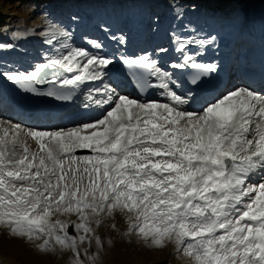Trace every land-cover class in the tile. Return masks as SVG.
<instances>
[{"label": "snow or ice", "instance_id": "1", "mask_svg": "<svg viewBox=\"0 0 264 264\" xmlns=\"http://www.w3.org/2000/svg\"><path fill=\"white\" fill-rule=\"evenodd\" d=\"M55 34L71 37L64 29ZM213 40L177 38V51ZM64 47H69L66 42ZM190 59L184 56L185 61ZM123 62L130 66L141 92L152 88L150 77H156V87L167 90L170 102H140L105 85L106 98L94 102L113 106L102 119L83 129L26 132L39 142V152H31L18 139L20 125L4 127L0 226L12 235L42 240L41 250L55 244L75 248L76 239L64 231L63 221L52 219L54 212L77 214L81 223L75 227L89 233L92 217L119 210L129 213L130 231L150 241L148 246L163 247L165 241H173L177 253L193 264H264V96L239 87L198 112L187 111L180 106L189 103L190 95L182 97L170 89L175 81L155 60L144 55ZM110 63L98 52L73 48L27 74L4 75L36 92L35 85L56 81L76 69L81 75L64 78L63 85L98 80L104 73L95 69ZM191 67L204 69L192 77L196 84L216 65L193 61ZM47 94L70 98L59 89ZM254 116L260 119L250 134ZM85 129L94 131L84 135ZM80 148L95 154L77 157L74 152ZM95 223L99 226L101 221ZM79 239L83 242L86 237ZM94 239L102 246L99 237Z\"/></svg>", "mask_w": 264, "mask_h": 264}, {"label": "rangeland", "instance_id": "2", "mask_svg": "<svg viewBox=\"0 0 264 264\" xmlns=\"http://www.w3.org/2000/svg\"><path fill=\"white\" fill-rule=\"evenodd\" d=\"M37 1L39 0H0V23L3 26L0 28V35L6 34V37L17 40L20 38L21 45L24 41L31 40L34 41V46L46 38L43 35L44 30L50 32L49 37L52 39L53 36L59 37L62 40L61 46L65 42L72 44L76 42H73L74 36L83 35L86 39L81 41V44L88 48L89 44L93 46V42H97L91 37H98L95 35L98 32L96 30L84 34V30L75 32L76 27L81 25L86 16L92 18L95 25L102 27L104 22L115 24L117 17L122 18V14L128 10V17L137 24L149 20L160 25L157 31L162 36H171L176 32L185 33L186 30H193L199 35L206 30L210 31L213 27L215 31L211 32L210 36L217 31L224 32L230 29L235 34L242 30L245 34L248 28L244 26L252 19L249 16L250 8H255V15L264 18V0H120L119 3L117 0H88L85 4L87 7H73L76 4L75 0H51L52 5L49 6ZM81 1L86 0H79L80 5ZM107 2L111 4L110 7L106 6ZM90 3L92 7L89 8ZM64 6H68L66 16L70 19L63 14ZM104 12L105 14L102 15ZM64 26L71 29L69 42L65 37L55 34L60 29H64ZM262 26L264 29V22ZM112 29L122 36L121 30ZM9 32H12V35ZM224 34L222 33L223 36ZM14 44H8L11 47L5 46L4 49L10 50ZM160 48L165 49L164 52L169 49L171 52L174 51L169 45H161ZM0 122L9 123L13 127L9 118L0 116ZM4 127L7 126L0 125V134ZM53 131L59 130L53 129L49 132ZM26 138L31 140L29 137ZM23 142L28 148L31 147L32 152H36V148L39 149L37 141L32 146H28L26 140ZM78 153L93 154L88 150ZM128 216L129 213L117 210L111 216L104 213L92 217L89 227L93 231L85 233L75 227L81 223L77 214L54 212L52 219L63 221L66 225L64 231L67 232L68 225L72 226L75 233L67 232V234L76 239L75 248H65L55 244L54 247L41 250L39 245L43 243L42 240L30 241L27 237L15 236L11 234L9 228L0 226V264H76L77 261L93 264L92 257H96L95 264H193L191 258L186 257L182 252L177 253L173 241H165L163 247L148 246L150 241L146 243L135 232L130 231ZM96 220L101 221L99 226L95 223ZM94 236L100 238L102 246L96 243ZM80 237L86 239L81 242ZM77 251L80 253L79 256Z\"/></svg>", "mask_w": 264, "mask_h": 264}, {"label": "bare ground", "instance_id": "3", "mask_svg": "<svg viewBox=\"0 0 264 264\" xmlns=\"http://www.w3.org/2000/svg\"><path fill=\"white\" fill-rule=\"evenodd\" d=\"M90 8V7H89ZM105 14V12L102 14V15H104ZM249 16L253 19L252 20V22H249V23H247L246 24V26H244V27H247L250 31H252V35H256V33L259 31V30H257V18H256V16H255V8H250V12H249ZM261 18V17H260ZM87 24H89V21H87ZM184 32V31H183ZM230 33H231V31H229L228 32V35H230ZM242 31H240V33L238 34V35H236V36H239V37H237L238 39H236L237 41H239L240 40V38L242 37ZM175 35V36H174ZM187 37H192V38H194V39H205L204 37H202L201 35H191V34H189V33H187V34H180V33H176V34H173V39H172V48H173V50L175 51V53H176V56L177 57H179V58H181L182 56V53H181V51H177V38H179V39H184V38H187ZM171 39H169V40H171ZM255 39H257V38H255ZM231 41H233V44H234V42H235V36L234 37H226L225 38V42L224 43H222V42H216L215 40L212 42V43H210V44H208V47H206V49H208V50H206V53H207V56L208 57H211L212 56V53H213V49H215V51L217 52L216 53V55H219L220 53H223V57H224V59L226 60V61H231L232 62V60H233V56H232V54L230 53V44H231ZM108 42L109 43H111V41H109L108 40ZM107 41H104V43H108ZM189 46H191L192 48H197V47H200L201 45H195V44H192V45H189ZM205 47V46H204ZM210 49V50H209ZM1 54H3V53H1ZM167 54H169V53H167ZM190 56V55H189ZM46 61H48V60H46ZM83 62H86V60H83ZM95 70H97V71H102L104 74L103 75H106L105 73H110L109 71H108V69L107 68H103V69H100V68H97V69H95ZM75 72H77V75H81V73H79L80 72V69H76V70H74ZM77 75H75V76H77ZM74 78V77H73ZM5 81H8L9 79L7 78V77H5V78H3ZM68 79H72V78H68ZM83 81H87V79L86 80H83ZM83 81H82V83H83ZM102 82H103V80H100V82H99V84L98 85H96V87L98 86V88H96L97 90L96 91H93L92 90V88L90 89V90H92V92L90 93V94H95L96 93V95H95V99H93L92 98V96L90 95H85L84 96V100H88V101H90V103H92L93 105L92 106H90L88 103H86V102H83V103H81V104H77V105H74V106H72L74 109V111H79V112H89V111H93V113H97V116L95 117V118H93V119H91V121L90 120H87V122H89L90 121V123H95L96 121H98L99 119H102L103 118V116L106 114V112L108 111V110H110L111 109V107L113 106V105H111V104H100V105H98V104H96L94 101L95 100H99V99H104V98H106V93L104 92V90L103 89H101V86H102ZM90 83H92V82H90L89 80H88V82L86 83V85L85 86H87V85H89ZM84 84V83H83ZM78 85L80 86V84L78 83ZM225 87H230L229 85H226ZM103 88V87H102ZM128 88V90H129V94H128V97L130 98V99H137V98H134L133 96H132V89L131 88H129V87H127ZM234 90V89H233ZM230 91H232V90H230ZM229 91V92H230ZM93 92H95V93H93ZM227 92L228 91H225V92H223L222 93V95H224V93H226L227 94ZM119 94H123L122 92H120ZM168 98L166 97L164 100H167ZM140 102H144V99H142L141 98V100H140ZM169 102V101H168ZM103 106H105L104 107V109L102 110V107ZM95 111V112H94ZM9 114H11L12 116H14V117H18L17 115H15L14 114V112H9ZM259 117H253V119H252V124H251V127H250V134H251V130L252 129H255L256 128V125H257V122L259 121ZM86 121V120H85ZM90 123H88V124H90ZM6 125L7 126V128H9V129H12L11 128V126L9 125V124H7V123H4V122H0V125ZM84 128V125H79L78 127H76L75 129H83ZM62 129L63 130H65V131H67V130H69V129H67V127H62ZM99 130H102V126H100V129ZM94 131V129H85L84 131H83V134L84 135H90L92 132ZM1 134H2V132H1ZM26 131H22L21 133H20V136H19V138L21 139V140H23V139H25L26 138ZM250 138H251V135H250ZM80 149H87V148H80ZM92 150V149H91ZM79 150L78 149H76L75 150V152H78ZM81 156V155H80ZM87 156H92V155H90V154H88Z\"/></svg>", "mask_w": 264, "mask_h": 264}, {"label": "water", "instance_id": "4", "mask_svg": "<svg viewBox=\"0 0 264 264\" xmlns=\"http://www.w3.org/2000/svg\"><path fill=\"white\" fill-rule=\"evenodd\" d=\"M69 231H71V228H69Z\"/></svg>", "mask_w": 264, "mask_h": 264}]
</instances>
